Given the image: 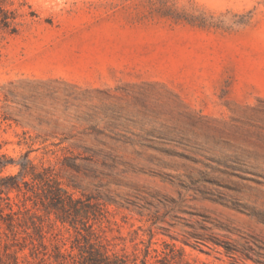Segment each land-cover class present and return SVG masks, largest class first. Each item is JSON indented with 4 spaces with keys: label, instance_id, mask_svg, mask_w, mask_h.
Listing matches in <instances>:
<instances>
[{
    "label": "rangeland",
    "instance_id": "1",
    "mask_svg": "<svg viewBox=\"0 0 264 264\" xmlns=\"http://www.w3.org/2000/svg\"><path fill=\"white\" fill-rule=\"evenodd\" d=\"M3 12L1 177L34 167L100 204L94 231L130 264H264V0H0ZM9 196L47 244L80 237Z\"/></svg>",
    "mask_w": 264,
    "mask_h": 264
},
{
    "label": "trees",
    "instance_id": "2",
    "mask_svg": "<svg viewBox=\"0 0 264 264\" xmlns=\"http://www.w3.org/2000/svg\"><path fill=\"white\" fill-rule=\"evenodd\" d=\"M0 19L6 26L9 16L3 12ZM5 166L0 162V172ZM34 188H39L41 193L33 191ZM29 191L36 199H30ZM11 192L21 195L24 201L32 200L33 207L40 203L45 213L52 214L60 224H67L80 237L76 236L67 248L55 239L47 244L41 227L33 215H28L30 209L24 203L21 208L12 202ZM13 205L17 210H13ZM103 214L100 204L87 197H74L45 171L37 173L34 167L28 170L21 167L14 175L0 176V264H130L125 256L111 252L98 239L93 226ZM26 219L30 220L36 238L29 233ZM193 237L202 241L199 236ZM25 250L28 254H24ZM147 255L144 254L141 264H147Z\"/></svg>",
    "mask_w": 264,
    "mask_h": 264
}]
</instances>
